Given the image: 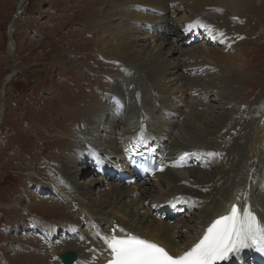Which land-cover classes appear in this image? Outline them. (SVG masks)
<instances>
[{"label": "bare ground", "instance_id": "6f19581e", "mask_svg": "<svg viewBox=\"0 0 264 264\" xmlns=\"http://www.w3.org/2000/svg\"><path fill=\"white\" fill-rule=\"evenodd\" d=\"M259 1L254 0L256 3H260ZM117 2H121L123 6L112 7L109 11L114 10V15L121 13L118 15V24H114L110 16L109 20H102L101 28H108L106 49L113 57L127 62L126 73L121 80L119 77L115 78L113 94L108 98V103L101 106L98 104L100 108L96 112L88 113L85 126L87 130L76 132L73 141L67 145L69 156L64 157V165L60 167L62 177L59 182L50 183L48 188L35 184L26 190L28 198L59 197L64 206L62 217L55 222L58 227L47 230V225L44 228V234L49 235L48 239H54L53 236L58 235L60 229L65 233L73 229L81 232L92 230L95 235L75 243L68 242L65 236L59 238L52 242L51 251L46 250L50 262L46 260L44 264H57L55 260V263L51 260L57 254L53 250L54 244L57 245V250L62 245V248L76 249L77 254L79 253L76 264H108L112 256L104 238L112 235L139 236L160 245L171 255H181L195 245L209 225L219 216L225 215L232 204L251 205L257 218L264 223V103L255 110H248L246 120L240 123L236 121L238 127L232 141L225 143V138L223 141L221 129L228 107L239 91L237 78L240 76H235L234 68L226 62L227 57L231 52L237 55V48H241L240 41L237 37V40L234 38V34L248 31V28L239 24L231 28L230 17H233L231 24H235V13L242 15L244 10L240 7L252 3L251 0H117L114 3ZM168 5L183 11V25L186 26L183 30L173 27L172 21L167 18V15H172ZM157 13L166 14L163 24L150 26L163 16ZM145 25L151 27V34H145ZM202 25L212 30L211 33H206V39L211 36L215 39V28L220 30L218 41L223 45L222 50L220 47L188 45L193 32L204 30ZM190 26L192 33L187 36L186 42H164L169 47L165 56L168 53L170 56H178V61L175 64L172 62V66H168L170 69H167L169 77L177 80L181 77L180 82L183 84H180L181 93L174 97L190 111L185 114L187 123L181 132L172 117H181L183 113L174 109L162 97L165 90L159 81L165 74L158 53L160 49L147 51V54H151L148 55L149 58H144L146 63L140 66L136 62L143 52L142 49L139 52L132 50L134 45H131V37L134 39L140 33L141 38H146L162 32L164 35L160 40L164 39L165 34L171 39L169 34L176 29L181 38L189 32L186 29ZM6 31L11 45L12 25ZM184 47L187 48V55ZM170 60L168 55L162 63ZM206 62L216 64V69L218 67V71L222 73L221 82L216 75L217 82L212 86L208 84L211 88H203L202 82L198 81L204 77L200 75L204 74L201 71ZM179 72L182 74L180 77L177 75ZM8 79L9 75L2 83V90ZM202 90H212L213 96H217V111L207 110L210 106L206 105V100L194 99L186 94L192 92L196 93L193 96H197L206 92ZM135 91L140 93V104L134 101ZM164 105L169 106L166 108ZM142 124L145 125L147 143L137 142ZM150 148L154 152L155 168H160L153 175H139L137 161L143 160ZM184 153L189 155L181 161L180 157ZM90 172L96 173L97 178L86 182L85 177ZM123 175L129 177L119 181ZM132 177L135 178L134 182L128 184L127 180ZM99 181L111 182L107 199L90 201L87 196L92 192L90 183L93 182L95 187V183L101 184ZM80 182L84 184L81 183L80 186ZM65 184L67 188H64ZM148 185L152 189L145 187ZM125 202H129L130 208L120 209V205ZM167 206L171 210L168 216H176L179 209H186L184 219L178 220L181 225L176 222L171 225L170 222L156 219L161 209ZM110 213L116 219L120 216L121 220L109 221V217L115 219ZM190 219L193 224L189 225L187 220ZM178 225L182 228H177ZM119 229L124 231L120 232ZM180 236L183 240H176ZM257 251L256 247L246 248L237 256L217 264H252L258 260Z\"/></svg>", "mask_w": 264, "mask_h": 264}, {"label": "rangeland", "instance_id": "374dc122", "mask_svg": "<svg viewBox=\"0 0 264 264\" xmlns=\"http://www.w3.org/2000/svg\"><path fill=\"white\" fill-rule=\"evenodd\" d=\"M115 1L117 0H0V264H44L46 260L50 262L46 250L51 251L52 242L59 238L65 236L68 242L75 243L95 235L92 230L81 232L73 229L65 233L60 229V233L53 236L54 239H48L49 235L44 234V228L47 225V230L58 227L55 222L62 217L64 206L59 197L28 198L26 190L35 184L48 188L50 183L59 182L62 177L60 167L64 165V157L69 156L67 145L73 141L76 132L87 130L85 126L88 113L96 112V109L100 108L98 104L101 106L108 103L107 100L113 94L115 78L119 77L121 80L122 75L126 73L127 62L113 57L106 49L108 28H101L102 20H109L110 16L113 23L118 24V15L121 13L114 15L115 11L109 10L123 4L114 3ZM251 2L240 7L244 10L242 15L235 13V24H231L233 17H230L229 22L231 28L239 24L248 28V31L234 34V38L237 37L240 41L241 48H237V55L231 52L226 61L234 68L235 76L241 78H237L239 91L230 103L221 127L225 143L232 141L238 127L236 121L240 123L246 120L248 110H255L258 105L264 103V0H260V3L254 0ZM175 8L170 7L172 15H175H167V18L172 21L173 27L184 29L186 26L183 25V11L181 8ZM157 14L163 16L160 20L153 21L150 26L163 24L166 14ZM12 20L13 43L9 45L6 30ZM145 26V34H151L149 25ZM203 27L205 33H211L212 30L206 25ZM218 31L220 30L215 28L214 42H208L205 36L202 42L192 46L220 47L222 50ZM162 35V32H157L153 36L141 38L142 35L138 33L134 39L131 37V45H134L132 50L139 52V49H142V56L136 62L140 66L146 63L144 58H149L148 55L151 54H147V51L160 49L158 53L162 62L168 55L171 58L165 64L161 62L165 76L159 83L165 90L162 97L170 102L174 109L183 113L181 117H172V121H176L183 132L187 123L184 117L190 111L174 97L181 93L182 74L177 73L180 77L178 80L169 77L167 69H170L172 62L175 64L178 61V56H170V53L165 56L169 49L165 43L170 40H176L173 43L180 40L186 42L188 39L184 38L185 35L179 38L176 29L169 34L171 39L165 34L164 39L160 40ZM141 45L144 47L141 48ZM187 53L186 50L185 55ZM216 66L210 62L203 65L201 72L205 75H200L204 77L198 79L203 88H211L217 82V76L221 82L222 73ZM7 75L11 77L2 90L1 86ZM202 91L206 92L197 96H193L192 94L196 93L192 92L186 94L188 97L190 94L194 99L206 100V105L210 106L207 110L217 111V96H213L212 90ZM164 106L168 108L169 105ZM159 151L161 152V149ZM95 178L96 173L90 172L85 180L89 182ZM93 182L90 183L93 190L90 188L92 192L87 194L89 200L105 201L111 182L109 184L99 181L101 184L95 183V187ZM81 183L83 182H80V186ZM66 186L67 184L64 188H67ZM145 187L152 189L149 185ZM120 206V209H126L131 205L125 202ZM167 207L161 209L156 219L170 222L171 225L175 222L181 225L178 220L184 219L186 209H179L176 216H168L171 210ZM110 216L115 217L113 213H110ZM108 219L118 220L120 216L117 219ZM187 222L189 225L193 224L191 219ZM179 225L177 228H182ZM176 240L183 238L180 236ZM63 246L57 250V245H53L57 254L55 253L51 260H55L57 264H62L57 257L59 253L66 250L77 251L62 248ZM78 257L79 253L77 260ZM77 260L73 264H76Z\"/></svg>", "mask_w": 264, "mask_h": 264}, {"label": "snow or ice", "instance_id": "6c2138e0", "mask_svg": "<svg viewBox=\"0 0 264 264\" xmlns=\"http://www.w3.org/2000/svg\"><path fill=\"white\" fill-rule=\"evenodd\" d=\"M190 30L191 26L186 29ZM144 131L141 126L138 143H147ZM188 155L182 154L180 160ZM104 239L112 256L108 264H217L237 256L246 248L256 247L264 252V223L257 218L251 205L232 204L230 210L216 218L203 237L181 255H171L160 245L131 234Z\"/></svg>", "mask_w": 264, "mask_h": 264}, {"label": "water", "instance_id": "95a60500", "mask_svg": "<svg viewBox=\"0 0 264 264\" xmlns=\"http://www.w3.org/2000/svg\"><path fill=\"white\" fill-rule=\"evenodd\" d=\"M137 93H139V91H135L134 96L136 99V103L140 104V101H141L140 93H139V96H137ZM76 255L77 254L75 251H66V252L58 254V257L61 259L63 264H72L77 257Z\"/></svg>", "mask_w": 264, "mask_h": 264}]
</instances>
